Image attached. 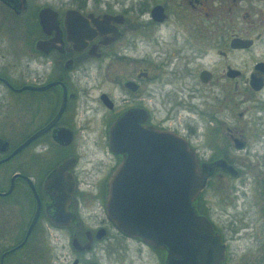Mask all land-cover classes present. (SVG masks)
Returning <instances> with one entry per match:
<instances>
[{"label":"flooded vegetation","instance_id":"flooded-vegetation-1","mask_svg":"<svg viewBox=\"0 0 264 264\" xmlns=\"http://www.w3.org/2000/svg\"><path fill=\"white\" fill-rule=\"evenodd\" d=\"M128 3L114 9L99 2L89 6L86 0L72 1L63 7L25 0V6L15 10L0 0V137L8 141L6 150L0 151V159L56 116L47 129L0 161V168L8 162L19 164L7 179L2 178L0 191L8 188L14 172L29 178L40 206L33 230L39 217L45 216L44 206L50 201L42 191L44 178L63 159L73 157L68 168L74 180L69 209L75 217L56 226L75 225V229H69V241L74 234L80 243L87 238L88 230L91 241L88 249L71 248L73 256L65 264L90 261L105 264V258L87 253L109 237L118 239L120 247L123 243V254L127 253V241L136 243L133 257L121 263L115 261L116 264H164V248L121 232L104 210L108 176L122 158L120 152L114 153L108 147V127L129 107L144 109L142 124L183 138L198 162L220 159L230 168L214 166L205 183L212 175L238 180L231 185L232 210L226 214L230 232L251 230L256 220L260 222L259 228L264 227V0H130ZM44 7H48L49 13L42 11ZM67 9L76 10L85 19L76 18L72 25L74 41L67 38ZM103 14L117 17L103 24ZM17 18L22 24L15 23ZM41 20L48 25L43 28ZM109 28L116 30L115 35ZM86 31H92L93 35L86 37ZM106 56L120 65L127 60L131 69L127 75L111 79L123 89L118 105H114V99L104 90L97 95L109 114L104 118L102 139L94 143L98 149L102 143L110 154V163L101 166V156L97 157L98 164L92 169L98 174L92 181L85 177L91 171L80 164L82 156L74 139L78 132H89L91 107L86 103L90 98L85 78L90 61L103 64ZM105 67L106 73L112 69L109 63ZM107 100L111 105H107ZM59 128L71 131L69 141H63ZM12 135L20 139L11 143L7 137ZM30 159L46 161L44 168H47L43 173L31 168L27 163ZM250 175L257 185L255 190L259 192L258 202H262V207L248 213L237 208V198L246 194ZM80 182L98 184L95 195L104 214L92 227H84L78 218L76 197L94 195L88 187H80ZM203 188L196 195L194 206L219 234L224 244L219 264H224L227 243L222 228L206 210L199 208ZM24 194L30 199L31 216L35 196L23 177H14L11 189L0 198L18 195L20 206L25 209ZM98 229L103 232L96 236ZM30 234L20 247L8 253L20 257L19 251ZM106 264H110L107 259Z\"/></svg>","mask_w":264,"mask_h":264},{"label":"water","instance_id":"water-1","mask_svg":"<svg viewBox=\"0 0 264 264\" xmlns=\"http://www.w3.org/2000/svg\"><path fill=\"white\" fill-rule=\"evenodd\" d=\"M2 1L15 10L25 6V0ZM43 10L49 9L44 7ZM88 15L92 20H97V17ZM115 17L117 15L103 14V24ZM76 18L85 20L76 10H66L67 38L73 41L75 37L71 35V27L77 21ZM41 24L44 28L48 22L41 20ZM108 31L113 35L116 33L114 28ZM86 32V37L93 35L92 31ZM73 35L77 34L73 32ZM105 102L111 105L108 100ZM55 118L17 143L0 161L19 151L47 129ZM144 119L143 108L129 107L122 110L108 127V147L114 153L120 152L122 158L108 176L104 200L106 217L121 232L137 236L152 246L164 248V264H219L223 258L224 244L219 234L213 231L208 218L197 212L194 200L214 166L221 165L227 170L230 168L220 159L198 162L194 151L183 138L146 126L142 124ZM58 131L62 132L63 141L71 139L70 130L59 128ZM7 146L8 141L0 137V151H5ZM72 161V156L63 159L42 182V191L50 198L44 206V214L55 225H64L75 217L69 209L74 186L73 176L68 170ZM16 176L23 177L31 186L35 208L22 238L0 252V264H3L5 254L25 242L40 209L38 196L29 178L19 172L11 174L8 188L0 191V195L11 189ZM88 232L83 243L73 234L69 241L71 248L88 249L91 241ZM102 232L103 229H98L95 235ZM85 264L96 263L90 261Z\"/></svg>","mask_w":264,"mask_h":264},{"label":"rangeland","instance_id":"rangeland-1","mask_svg":"<svg viewBox=\"0 0 264 264\" xmlns=\"http://www.w3.org/2000/svg\"><path fill=\"white\" fill-rule=\"evenodd\" d=\"M30 1H32V3L51 2L57 7H63L72 1L81 0ZM86 1L89 3V6L94 7L97 4L93 3L99 2L101 6H109L116 9L120 5H128L130 0ZM15 23L22 24V21L17 18ZM19 26L21 25H18V29L21 28ZM118 46L119 44L116 47ZM127 54H129L128 51ZM108 63L111 65L112 69L106 73V67L104 69V65ZM89 65L90 66L86 75L87 78H85L90 98L86 101V103L91 107V110L88 111L90 118L88 121L89 132L87 134L84 132H78L77 137L74 139V145L79 147L78 151L82 156L80 164H83L87 168L89 167V170L91 171V174L86 175L85 177L90 178V180L93 181L95 180L94 178L97 177L96 174H98L95 169H92L96 163L98 164L97 157L101 156V166L110 163V154L106 152L102 143H100L101 145L99 144L101 146V150L98 149L97 143H94L95 140L102 139L101 137L103 135L105 122L104 118L106 119L109 114L107 108L98 102L97 95L99 91L104 90L114 99V105H118L121 102L119 97L122 96L123 89L115 84L114 80L111 79L127 75L131 67L127 60L121 65L119 62L115 64V61H111V58L108 56L104 58L103 64L99 61L91 60ZM7 138L11 143H16L20 139L17 135L8 136ZM49 156L52 160L50 154ZM27 163L31 168L41 171L42 173L47 168H44L47 165L46 161L30 159ZM17 166H19L17 161H13L6 163L0 168V185L2 184V178L5 177V179H7L6 177L8 174L13 169H16ZM254 171L255 170H253L252 173ZM251 175L249 176V182L246 184V194L244 196L240 195L237 198V208L240 210H248V213L257 212L262 207V202H258L259 192L255 190V186L257 185L254 184V180L251 179ZM237 183L238 180L236 179H231L229 177L218 178L216 175H212L203 188L201 201H198L199 208L201 210H206L216 224L222 228V233L227 243V257L224 264H264V227L259 228L260 222L258 220H254V226L251 227V230H240L238 233L230 232L228 227L226 214L228 210H232L231 185ZM79 185L82 188L88 187L89 192L94 194L90 196H83V198L80 199L76 197V201H78L76 207L78 211V218L84 227H92L96 223V220L104 214L100 208L101 206L98 205L99 200L95 195V192L98 191V184L88 185L80 182ZM24 196L26 198L23 206L25 209L21 208L19 203L20 198H18V195L10 196L4 199L0 198V222L2 223L1 227H3V232L0 236V245L12 243V239L18 237L17 235L20 236L22 229L24 228L23 230H25L26 228L30 218V199L29 197H26V194H24ZM70 227L74 229L76 228L75 225H71ZM70 227L59 228L52 224L48 218L42 214L39 217L37 225L34 227L26 246L19 251L20 257H18L17 254L10 255L6 263L46 264V262L50 261L52 263L55 262L56 264H65L73 256V251L68 242ZM122 244L120 247L118 239L109 237L103 242L96 243L87 255L94 256L96 258H105V264L106 259L110 264H116L115 261L121 263L127 260V258L129 259L133 257L134 250L132 248L136 245V243L133 241H127L126 244L128 245V248L126 254H123Z\"/></svg>","mask_w":264,"mask_h":264},{"label":"trees","instance_id":"trees-1","mask_svg":"<svg viewBox=\"0 0 264 264\" xmlns=\"http://www.w3.org/2000/svg\"><path fill=\"white\" fill-rule=\"evenodd\" d=\"M0 221H1V220H0ZM26 223H27V222H26ZM25 225H26V224H25ZM1 226H2V223L0 222V236L2 235L1 233L3 232V231H2V230H3V227H1ZM24 227H25V226H24ZM23 229H24V228H23ZM23 229H22V231H21L20 236L17 235L18 237L12 239V243H9V244H7V245H0V251L3 250V249H5L6 247H8V246H10V245H12V244H14V243H16L17 241H19V240L21 239L22 235H23V232H24ZM32 232H33V230H32ZM32 232H31V233H32ZM30 236H31V234H30ZM30 236H29L28 240L30 239ZM28 240H27L26 243L23 245V247L26 246ZM10 255H11V253H10V254L8 253L7 255H5V257H4V259H3L4 264H6V261H8V257H9Z\"/></svg>","mask_w":264,"mask_h":264}]
</instances>
